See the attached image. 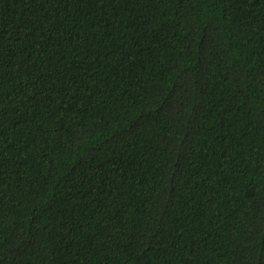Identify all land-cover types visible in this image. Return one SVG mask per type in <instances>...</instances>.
<instances>
[{
    "label": "trees",
    "instance_id": "trees-1",
    "mask_svg": "<svg viewBox=\"0 0 264 264\" xmlns=\"http://www.w3.org/2000/svg\"><path fill=\"white\" fill-rule=\"evenodd\" d=\"M0 264H264V0H0Z\"/></svg>",
    "mask_w": 264,
    "mask_h": 264
}]
</instances>
